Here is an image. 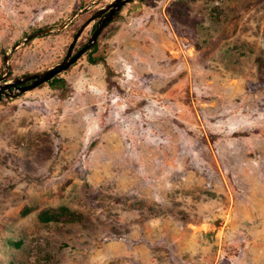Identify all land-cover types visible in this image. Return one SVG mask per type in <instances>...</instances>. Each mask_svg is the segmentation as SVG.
<instances>
[{"label":"rangeland","instance_id":"1","mask_svg":"<svg viewBox=\"0 0 264 264\" xmlns=\"http://www.w3.org/2000/svg\"><path fill=\"white\" fill-rule=\"evenodd\" d=\"M93 1L0 0V75ZM55 78L0 101V264H264V0L132 2ZM60 208L77 218L37 216Z\"/></svg>","mask_w":264,"mask_h":264},{"label":"water","instance_id":"2","mask_svg":"<svg viewBox=\"0 0 264 264\" xmlns=\"http://www.w3.org/2000/svg\"><path fill=\"white\" fill-rule=\"evenodd\" d=\"M101 1L102 0H94L83 9L71 15L62 25L55 28H46L33 32L11 46L2 57L3 70L0 75V101L3 99H15L23 93L31 91L39 87L40 85L52 80L62 72L69 69L78 59H80L93 47L100 31L115 18V16L123 7L132 2L143 0H110L108 4L97 9L87 19V21L78 28L67 48L64 58L59 63L38 73L23 75L11 80L7 79L9 74V59L17 48L25 45L35 38L63 31L77 16L86 13L90 8L95 7ZM90 24L93 27L91 34L88 36L86 42L75 53H73V49L78 37L80 36L84 28Z\"/></svg>","mask_w":264,"mask_h":264},{"label":"trees","instance_id":"3","mask_svg":"<svg viewBox=\"0 0 264 264\" xmlns=\"http://www.w3.org/2000/svg\"><path fill=\"white\" fill-rule=\"evenodd\" d=\"M89 61L92 64H96L98 62H103L102 58H97V57H94V58L89 57ZM50 82L57 83V82H59V79L53 78L52 80H50ZM37 216H38L40 221L45 222V223L56 222V221L60 220L62 217L66 221H72V220H75L77 218L74 214L70 213L68 210H66L64 208L55 209L53 211H48V210L40 211Z\"/></svg>","mask_w":264,"mask_h":264}]
</instances>
